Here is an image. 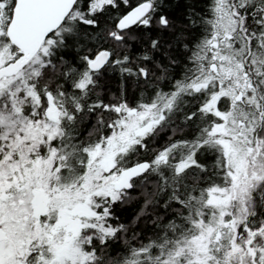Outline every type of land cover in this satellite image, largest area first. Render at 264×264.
<instances>
[{
    "label": "snow or ice",
    "instance_id": "6c2138e0",
    "mask_svg": "<svg viewBox=\"0 0 264 264\" xmlns=\"http://www.w3.org/2000/svg\"><path fill=\"white\" fill-rule=\"evenodd\" d=\"M0 264H264V0H0Z\"/></svg>",
    "mask_w": 264,
    "mask_h": 264
}]
</instances>
